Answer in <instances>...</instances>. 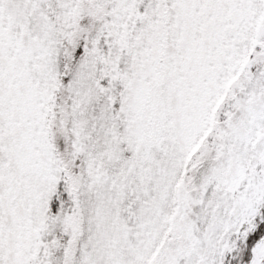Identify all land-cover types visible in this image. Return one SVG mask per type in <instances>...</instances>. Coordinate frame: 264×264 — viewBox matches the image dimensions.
I'll return each instance as SVG.
<instances>
[{
    "label": "snow or ice",
    "instance_id": "obj_1",
    "mask_svg": "<svg viewBox=\"0 0 264 264\" xmlns=\"http://www.w3.org/2000/svg\"><path fill=\"white\" fill-rule=\"evenodd\" d=\"M0 264H264V0H0Z\"/></svg>",
    "mask_w": 264,
    "mask_h": 264
}]
</instances>
